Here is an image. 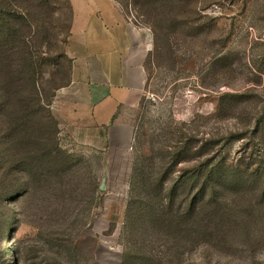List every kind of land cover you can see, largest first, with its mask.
<instances>
[{
	"label": "rangeland",
	"instance_id": "374dc122",
	"mask_svg": "<svg viewBox=\"0 0 264 264\" xmlns=\"http://www.w3.org/2000/svg\"><path fill=\"white\" fill-rule=\"evenodd\" d=\"M49 1L34 50L68 79L72 11ZM117 1L154 37L133 146L91 141L63 87L0 141V264H264V185L200 194L264 166V0Z\"/></svg>",
	"mask_w": 264,
	"mask_h": 264
},
{
	"label": "crops",
	"instance_id": "0c3cea01",
	"mask_svg": "<svg viewBox=\"0 0 264 264\" xmlns=\"http://www.w3.org/2000/svg\"><path fill=\"white\" fill-rule=\"evenodd\" d=\"M67 52L71 82L61 102L91 141L105 150L128 151L136 108L147 84L152 30L137 23L117 0H70Z\"/></svg>",
	"mask_w": 264,
	"mask_h": 264
},
{
	"label": "trees",
	"instance_id": "16d2710c",
	"mask_svg": "<svg viewBox=\"0 0 264 264\" xmlns=\"http://www.w3.org/2000/svg\"><path fill=\"white\" fill-rule=\"evenodd\" d=\"M68 1L73 17L72 5L70 0ZM47 6L50 8V11H47L48 24H50V20L54 19L55 7L49 0H0V141L2 144L12 142L16 130L25 126L24 124L31 117L36 116L38 114L36 111H47L57 91L68 85L72 79V59H70L68 79H65L62 66L59 69L58 63L54 62L51 65L45 62L38 56V51L34 50L35 39L40 38V30L46 25L38 21L32 11L44 12ZM48 32L49 30L43 42L49 44ZM70 34L71 25L69 36ZM181 160L180 158L176 162ZM236 173L230 178H234L237 189L230 190L225 186L223 190L218 188L206 190L207 192L201 190L200 194H204L201 201L205 202L207 197L208 203H218L221 200H231V196L239 197L247 190L240 188L241 185L245 186L247 181L253 183L254 188L264 185L263 165L256 168L253 177H250L248 172ZM197 201L194 195L191 201L194 209L201 202Z\"/></svg>",
	"mask_w": 264,
	"mask_h": 264
}]
</instances>
